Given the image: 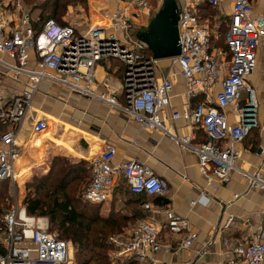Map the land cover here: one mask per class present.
<instances>
[{
	"label": "built area",
	"instance_id": "1",
	"mask_svg": "<svg viewBox=\"0 0 264 264\" xmlns=\"http://www.w3.org/2000/svg\"><path fill=\"white\" fill-rule=\"evenodd\" d=\"M118 1L107 24L78 28L48 19L36 29L32 26L33 17L20 0H0V110L15 130L0 134V180L15 181V135L31 115L33 98L41 83L49 81L125 110L143 129L165 130L168 118L198 124L205 141L193 143V134L173 137L198 157L199 170L208 187L218 189L230 182L232 173L237 171L250 189L264 193L263 170L259 166L238 165L240 153L235 146L257 125L256 92L247 79L256 67L257 50L264 39V0L257 10L252 0H229L231 12L224 47L211 43L208 21L199 16L203 0H179L180 52L171 58L170 67L161 78L156 75L158 60L145 55V44L132 34L133 27L140 29L144 16L151 14L150 0ZM206 1L218 7L222 0ZM110 57L125 64L123 89L119 92L107 86L103 91L97 90L94 67ZM176 67L186 83L188 96L201 91L205 98L195 105L185 103L182 111L167 115ZM9 82L23 87L16 90ZM216 86L219 89L211 94ZM119 94L125 104L120 103ZM228 107L235 113L234 123L227 120ZM45 127V120L39 119L32 130L40 132ZM115 153L113 146L106 145L91 161V178L83 190L87 201L107 200L119 176L125 178L132 193L154 196L164 190L166 182L149 166L134 158L113 163ZM201 198L206 199L205 195ZM142 206L153 209L148 200ZM164 218L171 233H184L177 248L191 247L198 235L190 230V222L172 209L164 211ZM2 222L0 264L69 263L68 243L50 231L46 217L28 214L24 206L15 202L3 214ZM262 222L252 241L229 249L230 263L238 257L243 264H264V215ZM110 239L120 253L134 257L140 264L154 263L159 251H172L170 244L161 243L159 226L146 219L138 220L126 238Z\"/></svg>",
	"mask_w": 264,
	"mask_h": 264
},
{
	"label": "crops",
	"instance_id": "2",
	"mask_svg": "<svg viewBox=\"0 0 264 264\" xmlns=\"http://www.w3.org/2000/svg\"><path fill=\"white\" fill-rule=\"evenodd\" d=\"M175 1L179 6V0ZM203 1L199 6V16L208 21L212 32V21L204 13L201 14L205 7ZM252 2L254 8L259 9L261 0ZM161 4L156 3V0L150 3L151 14L144 16L142 27L147 26ZM210 8L224 18L226 31L231 12L229 0H222L218 7ZM140 29L133 27L132 34L137 37ZM224 34L223 45L216 46L210 33L214 47L225 46ZM143 52L147 56L152 55L146 46ZM111 62H115V66ZM170 63L171 58L158 60V78L166 75ZM94 68L98 91H103L106 86L118 92L123 89L125 64L120 59H102ZM171 79L173 88L170 104L165 110L167 115L172 111H182L185 103L195 105L204 100L205 96L201 91H197L192 97L188 96L186 83L177 67L173 69ZM247 80L257 95V125L252 127L241 142L236 143V149L240 153L237 164L244 168L259 166L264 172V39L257 50L256 67ZM9 85L16 90L23 87L16 82H9ZM218 89L219 86L214 87L211 94ZM118 99L125 104L122 94L118 95ZM32 105L31 115L15 135L17 157L13 161V167L16 178L14 182L10 180L15 188L21 187L24 169L27 172V169L38 164L51 165L57 159H66L72 163L87 162V179H90L89 164L106 145H111L116 151L113 163L134 158L149 166L155 175L166 182L161 193L143 197L130 193L125 178L119 176L107 200L100 204V212L104 216L109 213L113 204L119 203L124 205L126 211H130L126 215H138V218L154 221L159 226L161 243L170 244L172 251L157 252L155 262L150 264H243L238 257H234V263H230L228 252L233 246L252 241L262 228L264 193L250 189L247 181L237 171L232 173L230 182L221 184L218 189L211 190L208 187L199 170L198 157L173 137L193 134V143L205 141V133L198 124L180 118H168L164 122L165 130L143 129L125 110L112 108L99 99L88 98L49 81L41 83ZM225 114L230 123L235 122V113L230 107L226 108ZM39 119L45 120L46 127L35 132L32 126ZM9 129H13L11 124L7 130ZM13 131L15 132L14 129ZM201 195H205L206 199L199 200ZM139 198L144 199L138 206L135 200ZM146 200L152 203V210L143 208L142 203ZM167 209L186 218L190 222V230L197 233L198 237L191 247L177 248L184 233L173 234L168 230L164 218V211ZM134 225L130 223L125 228L131 231ZM137 263L140 264L138 261Z\"/></svg>",
	"mask_w": 264,
	"mask_h": 264
},
{
	"label": "trees",
	"instance_id": "3",
	"mask_svg": "<svg viewBox=\"0 0 264 264\" xmlns=\"http://www.w3.org/2000/svg\"><path fill=\"white\" fill-rule=\"evenodd\" d=\"M20 1L32 17L37 12V19L32 22V26L36 29L48 19H54L65 25L66 23L62 22L60 17L67 6L86 2V0ZM203 6L205 7L201 10V14L204 13V16L208 17L212 14L209 13L211 10L215 15V11L210 8L211 5L206 0L203 1ZM145 28V26L141 27L140 31ZM2 117L0 116V126L7 127L8 121L6 122V119ZM89 166L91 169V163ZM49 169L46 174L36 178L39 183L28 182L27 185L31 184L33 191L28 190L22 197V205L26 208V212L31 215H43L49 219L51 228H55L58 233H56L57 237L73 246L75 264H110L109 250L112 249L110 236L121 232L130 223L135 224L142 218H138V215L128 216L126 214L130 211H123L124 205L116 209L114 204L109 213L104 216L100 212L101 203L87 201L83 196L84 189H81L79 184L71 185L73 181L88 178L87 162L72 163L66 159H57ZM9 185L10 179L0 180V235L3 229L2 216L10 209V207L7 209L8 199H12ZM132 194L145 197L142 194ZM143 199H136V205L139 206ZM117 264L138 263L134 257L129 256L122 262L118 261Z\"/></svg>",
	"mask_w": 264,
	"mask_h": 264
},
{
	"label": "rangeland",
	"instance_id": "4",
	"mask_svg": "<svg viewBox=\"0 0 264 264\" xmlns=\"http://www.w3.org/2000/svg\"><path fill=\"white\" fill-rule=\"evenodd\" d=\"M42 1V0H39ZM155 0H151L150 3H153ZM118 0H86L84 4L78 3V4H69L67 8L64 10L63 14L61 15L60 19L62 22L70 25L77 26L78 28H85L88 27L90 24L94 25H100V24H106V22H109V14L112 12L115 7L118 4ZM23 4V3H22ZM24 6V5H23ZM214 10V9H213ZM215 11V15L211 10L209 13H212L211 15H208V19L212 21L211 29H212V42L214 45H223V34L225 31V22L224 18L218 16L219 14ZM34 21L37 19L36 15L37 12L33 14ZM95 15H99L100 17H96ZM99 20V21H98ZM136 32V29H134ZM115 66V62H111V65ZM257 97V95H256ZM1 112V110H0ZM0 116H3V113H0ZM2 119H5L4 116ZM7 122V120H6ZM7 127H10V124H7ZM6 126L1 127L0 126V134L7 129ZM59 163V162H58ZM50 163L49 164H38L34 166L31 169H27L28 174H26V169L23 170V178L21 180L22 184L21 187L15 188V185L10 181V194L12 195V199L7 202V209L11 207L15 202L19 204L22 203V197L25 195L28 190L31 192L32 190V183H39L36 178L41 177L42 175L46 174L50 169ZM90 178V177H89ZM31 182L30 185H27L28 182ZM82 181V182H80ZM80 181L76 180L71 183V185H80L81 189H84L85 185L89 181V179L84 178ZM27 185V187H26ZM84 186V187H83ZM16 190V192H15ZM79 194V193H78ZM113 202V200L111 201ZM116 209H119L121 205L119 203L115 204ZM125 209L123 208V211ZM6 211V210H5ZM43 217V215H39ZM47 218V217H46ZM48 219V218H47ZM48 225L50 231L53 233H57L56 229L51 228L49 219H48ZM1 227V226H0ZM1 229V228H0ZM130 231L126 228H123V230L119 233H113L110 238H117V239H124L129 235ZM58 234V233H57ZM109 238L110 242L111 239ZM68 243V242H67ZM69 246V263L68 264H75L74 258H73V246L68 243ZM112 249L109 250V257H110V264H117L118 261H124L127 257L126 254L120 253L119 248L115 243H112Z\"/></svg>",
	"mask_w": 264,
	"mask_h": 264
},
{
	"label": "water",
	"instance_id": "5",
	"mask_svg": "<svg viewBox=\"0 0 264 264\" xmlns=\"http://www.w3.org/2000/svg\"><path fill=\"white\" fill-rule=\"evenodd\" d=\"M137 38L152 53V58H173L180 52L178 34V6L175 0H163L146 28Z\"/></svg>",
	"mask_w": 264,
	"mask_h": 264
}]
</instances>
